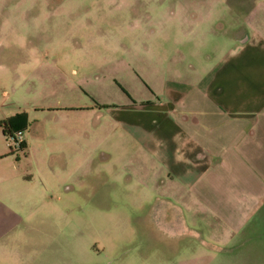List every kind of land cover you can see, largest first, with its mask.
<instances>
[{"label": "crops", "instance_id": "1", "mask_svg": "<svg viewBox=\"0 0 264 264\" xmlns=\"http://www.w3.org/2000/svg\"><path fill=\"white\" fill-rule=\"evenodd\" d=\"M249 28L213 61L206 54L195 67L179 52L174 60L157 57L147 73L134 64L124 83L114 79L118 92L97 82L95 93L83 89L91 105L56 110L94 120L104 136L94 140L92 125L76 128L73 155L47 153L38 160L42 169L33 177L41 183L63 171L82 189L74 188L64 204L46 201L40 187L17 184L28 178L25 171L0 174V264H112L107 259L124 254V241L142 238L136 224L149 225L144 239H162L166 250L190 237L220 250L242 233L264 209V14L260 23L250 19ZM28 45L29 57L12 59L10 69L0 63L12 85L31 80L28 65L42 62L38 47ZM2 102L5 137L1 123L25 126L22 118L9 124ZM83 193L90 210L85 229L78 214L62 211L68 203L82 209L76 194ZM92 207L100 209L96 217ZM123 209L144 211L135 219ZM45 210L51 213L42 219Z\"/></svg>", "mask_w": 264, "mask_h": 264}, {"label": "rangeland", "instance_id": "2", "mask_svg": "<svg viewBox=\"0 0 264 264\" xmlns=\"http://www.w3.org/2000/svg\"><path fill=\"white\" fill-rule=\"evenodd\" d=\"M193 13L195 19L190 18ZM263 14L264 0H0L1 69H10L12 59L19 62L29 57L28 44L36 45L43 55L41 64L28 65V72L33 74L23 83L12 85L5 80L6 71L0 70L2 112L11 116L9 120L23 119L25 128L21 132L27 143L23 150L10 136H2L0 130V159L12 156V161H0V174L25 171L28 178L17 184L29 191L40 187L46 201L60 198L64 204L73 198L78 183L63 171L48 177V184L41 183L33 177L36 170L42 169L38 160L47 153L73 155L76 128L83 130L87 126L90 130L92 125L89 133L94 140L102 139L104 132L98 125L95 127L94 120L91 123V119L75 114L70 119L56 110L91 105L83 89L95 93L97 82H109L118 92L114 79H129L125 70L132 73L134 64H143L147 73L157 57L174 60L179 52L186 64L195 67L199 66L196 59L206 58V54H211L213 61L215 55L249 31L250 19L260 23ZM14 163L17 169H12ZM84 197L85 193L76 194L78 204L74 201L82 209L75 210L68 203V207L62 205V211L70 217L78 214L85 229L86 211L90 210ZM126 209L120 212L126 211L135 219L144 211ZM98 211L92 207L94 217ZM48 213L50 210H45L40 216L47 219ZM135 226L142 238L124 241L120 249L124 254L114 260L110 256V263L264 264V209L220 250L200 245L192 237L173 240L172 248L166 250L164 240L144 239L151 229L149 225ZM110 229L111 234L115 232Z\"/></svg>", "mask_w": 264, "mask_h": 264}, {"label": "trees", "instance_id": "3", "mask_svg": "<svg viewBox=\"0 0 264 264\" xmlns=\"http://www.w3.org/2000/svg\"><path fill=\"white\" fill-rule=\"evenodd\" d=\"M11 122H12V120H9V124L11 125ZM2 125H3V133H4V135L5 136H7V137H9V136H11V134L13 133V131H17V130H22V129H24L23 128V126H20V127H18V128H16V129H10L8 126H7V124L6 123H1ZM22 148H24L25 147V144H24V141L21 143V145H20Z\"/></svg>", "mask_w": 264, "mask_h": 264}, {"label": "built area", "instance_id": "4", "mask_svg": "<svg viewBox=\"0 0 264 264\" xmlns=\"http://www.w3.org/2000/svg\"><path fill=\"white\" fill-rule=\"evenodd\" d=\"M10 138H13L18 145H21L23 142V135L22 132L19 130L13 134H11Z\"/></svg>", "mask_w": 264, "mask_h": 264}, {"label": "flooded vegetation", "instance_id": "5", "mask_svg": "<svg viewBox=\"0 0 264 264\" xmlns=\"http://www.w3.org/2000/svg\"><path fill=\"white\" fill-rule=\"evenodd\" d=\"M17 131H19V130H17ZM17 131H13V133H15V132H17ZM13 133H12V134H13Z\"/></svg>", "mask_w": 264, "mask_h": 264}]
</instances>
